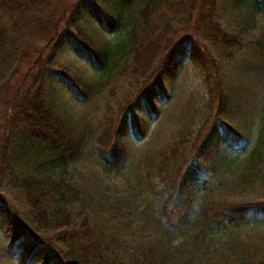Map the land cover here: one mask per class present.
<instances>
[{
	"label": "rangeland",
	"instance_id": "374dc122",
	"mask_svg": "<svg viewBox=\"0 0 264 264\" xmlns=\"http://www.w3.org/2000/svg\"><path fill=\"white\" fill-rule=\"evenodd\" d=\"M94 1L119 15L122 23L119 29L108 32L84 10L79 14L80 36L87 43L108 47L111 57L107 70L100 73L90 68L67 41L58 48L48 45L42 49L44 42L38 40L35 47L40 53L30 54L9 80L11 91L15 89L19 97L33 82L39 65L49 71L46 68L50 63L87 81L88 92L82 99L71 97L58 84L48 85L46 93L57 112L78 128H85L81 150L63 167L49 162L44 152L37 154L36 146L30 147L24 140L14 145L11 167L15 174L59 181L71 220L87 217L101 227L113 238L116 253L127 264H140L144 256L160 260L159 264L255 263L264 252V212H249L238 224L218 225L210 218L222 208L219 203L235 205L264 199V6L258 10L248 0H216L219 27L233 36L234 43L223 44L197 35L203 58L199 63L185 59L176 76L162 82L168 98L156 102L157 116L149 120L146 133L138 140L127 129L122 139L126 157L117 167L107 169L103 157L109 155L100 154L97 142L110 130L118 106L141 82L133 71L129 29L145 0H132L128 7L112 0ZM207 1L196 0L195 15L207 10L203 9ZM192 25L191 19V31ZM174 27L178 29L179 24ZM176 31L166 35L163 49L173 39L191 34ZM163 49L150 61L152 67L145 75L153 74ZM10 101L11 97L0 101V130L9 115ZM137 112L145 115L143 110ZM220 119L246 136L247 147L238 153L224 152L214 169L206 171L205 188L188 194L190 202L183 204L181 197L169 196L179 175L177 168L184 166L183 158L188 161L195 154L212 123L223 127ZM165 159L168 161L162 165ZM13 195L19 204V195ZM179 209L181 214L186 212L185 220L179 218ZM4 226L0 216V264H20L6 253Z\"/></svg>",
	"mask_w": 264,
	"mask_h": 264
},
{
	"label": "trees",
	"instance_id": "16d2710c",
	"mask_svg": "<svg viewBox=\"0 0 264 264\" xmlns=\"http://www.w3.org/2000/svg\"><path fill=\"white\" fill-rule=\"evenodd\" d=\"M112 1L123 7L133 2ZM207 2V6L203 7L207 10L196 15V0H145L137 11V21L129 29V53L135 65L133 71H137L141 82L136 91L118 106L116 118L110 123V132L106 130L103 139L97 140L99 143L96 141L100 154L109 155L103 157L107 169L117 167L125 159V143L122 139L127 129L131 137L138 140L146 133L149 120L157 116L159 107L156 102L168 98L162 82L174 78L185 59L199 63L203 58L197 35L220 40L223 44L234 43L233 36L219 27L214 8L216 0ZM248 2L258 10L264 6V0ZM83 10L100 29L112 32L121 27L120 16L94 0H70L67 4L60 3V0H0V101L11 97L10 112L0 130V216L5 222L3 232L7 242L6 253L20 264H30L31 261L41 264H127L116 253L113 238L101 227L89 222L87 217L77 222L71 220L72 214L65 203L66 193L59 181L47 176H17L11 167L16 152L14 145L24 140L30 147L36 146L37 154L44 152L49 162L63 167L81 150L85 128H78L70 118L57 112L46 93L48 85L58 84L68 90L71 97L82 99L88 92L87 81L50 63L46 68L49 71L44 70L42 64L39 65L33 82L19 97L15 89L11 91L9 80L30 54L38 52L35 47L38 40L44 42L42 49L48 45L58 48L67 41L75 55L90 68L100 73L107 70L111 57L108 47L87 43L80 36L78 19ZM191 19L195 33L190 30ZM175 24H179L178 29L174 27ZM176 30L190 31L191 34L173 39L163 49L162 42L166 35L171 32L175 34ZM162 49L163 56L159 58L153 74L145 75L152 67L150 61ZM47 62H51V59ZM219 96L222 97V93ZM137 110H143L145 115L139 114ZM219 121L223 124L221 119ZM210 126L195 154L188 161L183 158L185 163L182 169L176 167L179 175L174 180L173 192L169 196L181 197V202H185L183 204L190 202L188 194L205 188L208 182L206 171L214 169L224 152L238 153L247 147L246 136L229 125L223 124L221 127L218 123H212ZM7 187L15 191L10 192ZM13 193L19 195V204ZM219 205L222 208L217 209V213H213V218H210L218 225L228 222L238 224L246 220L249 212H264L256 210L257 207L264 209V199ZM237 208L248 210L233 211ZM185 216L186 212L180 213L179 218L185 220ZM159 262L154 257L144 256L140 264ZM251 264H264V252Z\"/></svg>",
	"mask_w": 264,
	"mask_h": 264
},
{
	"label": "snow or ice",
	"instance_id": "6c2138e0",
	"mask_svg": "<svg viewBox=\"0 0 264 264\" xmlns=\"http://www.w3.org/2000/svg\"><path fill=\"white\" fill-rule=\"evenodd\" d=\"M247 210H248L247 208H237V209H233V211H236V212H244V211H247ZM256 210H258V211H264V209L259 208V207H257Z\"/></svg>",
	"mask_w": 264,
	"mask_h": 264
}]
</instances>
